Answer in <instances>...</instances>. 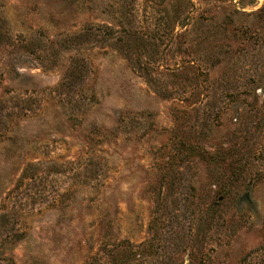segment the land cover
I'll return each mask as SVG.
<instances>
[{
	"label": "rangeland",
	"instance_id": "1",
	"mask_svg": "<svg viewBox=\"0 0 264 264\" xmlns=\"http://www.w3.org/2000/svg\"><path fill=\"white\" fill-rule=\"evenodd\" d=\"M0 264H264V0H0Z\"/></svg>",
	"mask_w": 264,
	"mask_h": 264
}]
</instances>
